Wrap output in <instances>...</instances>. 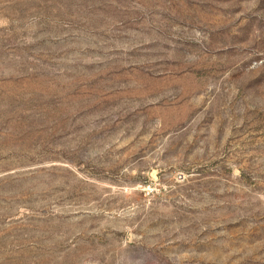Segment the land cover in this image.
Masks as SVG:
<instances>
[{
    "label": "rangeland",
    "instance_id": "obj_1",
    "mask_svg": "<svg viewBox=\"0 0 264 264\" xmlns=\"http://www.w3.org/2000/svg\"><path fill=\"white\" fill-rule=\"evenodd\" d=\"M0 264H264V0H0Z\"/></svg>",
    "mask_w": 264,
    "mask_h": 264
}]
</instances>
